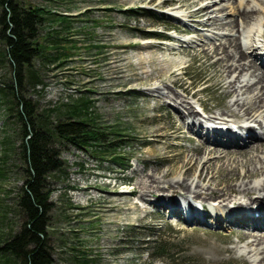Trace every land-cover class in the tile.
I'll list each match as a JSON object with an SVG mask.
<instances>
[{"label": "rangeland", "instance_id": "obj_1", "mask_svg": "<svg viewBox=\"0 0 264 264\" xmlns=\"http://www.w3.org/2000/svg\"><path fill=\"white\" fill-rule=\"evenodd\" d=\"M20 1L26 5L45 6L57 17L56 21L46 23L41 32L42 41L49 45L50 58L34 59L40 80L28 87L27 97L38 104L39 112L55 110L51 114L53 121L67 106L90 100L89 107L91 113L97 115V122L120 134L116 135L120 138V146L114 151L117 157L72 144L63 148L61 159L65 171H57L51 177L54 206L48 232L53 247L52 264H254L240 253L244 240L243 234L236 229L183 223L170 218L165 206L160 208L150 203H158L152 196L141 200L135 193L126 192L136 182L135 173L139 176L145 169L152 170L155 166L161 167L162 172L169 169L170 174L161 180V185H165L172 176L178 175L176 172L181 170L187 149L199 148V140L184 127V121L182 124L169 103L172 100L167 97L168 91L187 95L185 100L189 102L198 101L208 112L199 111L200 118L208 115L230 121L242 119V116L223 113L229 99L223 95L214 57L193 49L186 52L168 50L165 44L179 42L171 35L186 36L175 26L196 27L207 43H219L217 39L205 37L212 32L200 27L198 21H184L173 16L169 10L176 6V0H166L161 5L157 2L165 0ZM219 3L220 0L210 12H216L217 7H221ZM196 7H199L197 3L189 9ZM231 12L229 7L219 13L218 19L229 22L237 16H232ZM256 29V25L253 26L249 34ZM53 31L63 38L60 44L64 47L60 52L51 39L47 40L49 36L45 37L47 32ZM152 33L172 38L169 41L147 38ZM144 42L155 45L138 49ZM0 48H4L1 43ZM165 57L171 60L168 62L170 72L163 77L168 84L163 89L165 98L146 97L147 89L156 82H142L143 79L136 78L156 75L166 64ZM10 72L9 66L0 64V169L5 171L0 177V233L19 230L23 222L14 208L15 190L23 183V165L18 154L10 152L14 150L10 147L18 150L20 146L18 126L13 115H9L7 98L1 93ZM174 81L176 84L172 85ZM199 103L193 104L196 109ZM234 112L240 113L237 109ZM236 122L234 124L238 125L243 121ZM241 147L236 151H241ZM232 151L234 149L217 150L213 156ZM241 153L246 156L249 152ZM133 169L137 172L133 173ZM224 173L219 172L216 180L228 178L232 181L233 177L224 178ZM177 194L180 193H175L176 201ZM196 199L202 205L213 204L215 208L222 201ZM248 199V196H238L234 202L242 207L251 206ZM165 201L171 206V200ZM221 203L226 205L227 201ZM235 203H230L228 208ZM228 208L223 207L220 212L227 213ZM258 225L264 227V222ZM147 240L150 243H145ZM160 240L168 246V252L163 255L154 247L155 241ZM1 245L0 254L4 252Z\"/></svg>", "mask_w": 264, "mask_h": 264}, {"label": "bare ground", "instance_id": "obj_2", "mask_svg": "<svg viewBox=\"0 0 264 264\" xmlns=\"http://www.w3.org/2000/svg\"><path fill=\"white\" fill-rule=\"evenodd\" d=\"M218 2L219 0H176V6L169 11L184 21H198L200 27L212 32L205 34V37L217 39L219 43H207L197 33L200 31L198 28L191 29L188 25L186 28L175 26L181 33H186L184 38L171 35L172 39L177 38L180 43L165 44L168 50L173 48L186 52L193 49L214 57L212 61L219 67L223 95L229 99L223 113L242 116V119L234 120L243 122L235 125L238 122L222 120L225 117L221 116L207 115L200 118L201 109L204 113L208 112L204 111L198 101L195 102L199 103L196 104V109L194 102L185 100L187 95L168 91L167 97L172 100L169 103L182 124L184 121V127L199 140V148L187 149L181 170L176 172L178 175L172 176L165 185H161V180L170 174L169 169L162 172L161 167L155 166L152 170L145 169L139 176L135 173L137 169H133L136 182L126 192L135 193L141 200H148L147 196H152L158 203H150L160 208L165 206L170 218L183 223L236 229L243 234L244 245L240 246V253L249 262L264 264V227L258 225L264 222V148L261 149L264 146V0H220L221 7H217L216 12H210ZM157 3L161 5L166 0ZM195 3L199 7L190 10L189 7ZM229 7L233 11L232 16H237L225 23L218 19L219 13L227 11ZM260 14L263 16H259ZM196 16L200 18L194 19ZM255 25L257 29L249 34ZM236 27L237 32H234ZM213 29L224 31L213 32ZM190 32L193 34H189ZM236 33L238 35L234 36ZM226 35L231 36L224 37ZM223 39L225 41H221ZM153 45L155 44L144 42L138 49H148ZM163 60L166 64L162 65L156 75L136 78L143 79L142 82H156L147 89L148 92L145 91L146 94L143 93L146 97L153 96L159 100L165 98L163 89L168 84L163 81V77L170 72L168 62L171 63V60L166 57ZM175 84V81L172 82V85ZM234 109L240 113L236 114ZM155 132L158 134V130ZM238 147L242 150L236 151ZM227 149H234L233 155L232 152H227L225 155L220 153L213 156L215 151L224 152ZM242 151L249 153L244 156ZM222 171H225L224 178L232 176V181L228 178L216 180V175ZM214 180L216 183L212 186ZM151 192L156 194L151 195ZM175 193H180L176 195L179 196L178 201L174 198ZM238 196H248L252 205L242 207L235 203ZM195 197L222 199L227 203L222 205L220 201L215 208L213 204L202 205L197 199L194 200ZM230 197L234 199L230 200ZM164 199L171 200V206ZM230 203H235L234 207L228 208ZM223 207L229 209L227 213L220 212Z\"/></svg>", "mask_w": 264, "mask_h": 264}, {"label": "trees", "instance_id": "obj_3", "mask_svg": "<svg viewBox=\"0 0 264 264\" xmlns=\"http://www.w3.org/2000/svg\"><path fill=\"white\" fill-rule=\"evenodd\" d=\"M56 19V13L45 6L26 5L20 0H0V43L4 46L0 48V64L11 68V76L7 77L1 93L7 98V109L15 119L20 139L19 149L10 147L14 149L10 152L18 154L24 173L23 183L14 196V208L21 214L23 222L19 230L0 233L4 251L0 254V264L54 262L48 232L54 206L51 177L57 171H65L61 152L67 144L112 157H117L114 151L120 146V138L116 136L120 134L97 122V115L91 113L89 107L90 100L67 106L53 121L51 114L55 110L39 112L38 104L27 97L28 87L40 80L34 59L50 58L49 45L42 41L41 32L46 23ZM45 37L55 43L57 51L64 47L60 44L63 38L57 32H47ZM4 174V169H0V177ZM155 242L158 254L168 252L166 243Z\"/></svg>", "mask_w": 264, "mask_h": 264}]
</instances>
